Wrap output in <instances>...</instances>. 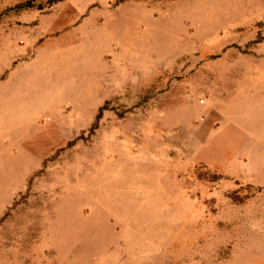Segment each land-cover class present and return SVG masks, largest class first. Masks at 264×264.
I'll return each mask as SVG.
<instances>
[{
	"label": "rangeland",
	"instance_id": "374dc122",
	"mask_svg": "<svg viewBox=\"0 0 264 264\" xmlns=\"http://www.w3.org/2000/svg\"><path fill=\"white\" fill-rule=\"evenodd\" d=\"M26 1L0 0V264H264V0Z\"/></svg>",
	"mask_w": 264,
	"mask_h": 264
},
{
	"label": "trees",
	"instance_id": "16d2710c",
	"mask_svg": "<svg viewBox=\"0 0 264 264\" xmlns=\"http://www.w3.org/2000/svg\"><path fill=\"white\" fill-rule=\"evenodd\" d=\"M59 1H62V0H50L49 5H53V4H55V3L59 2ZM33 3H34V0H28V1H26V2H23V3L18 4L17 7L20 8V9H22V8H26V7H28V6H33ZM38 8H39V9H43V6L40 5V6H38ZM103 109H104V107H102V108L100 109V112H99L98 118L101 117L102 112H103Z\"/></svg>",
	"mask_w": 264,
	"mask_h": 264
}]
</instances>
